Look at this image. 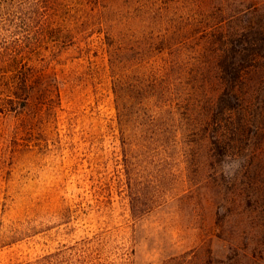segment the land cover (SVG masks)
<instances>
[{"label":"rangeland","instance_id":"374dc122","mask_svg":"<svg viewBox=\"0 0 264 264\" xmlns=\"http://www.w3.org/2000/svg\"><path fill=\"white\" fill-rule=\"evenodd\" d=\"M263 24L264 0H0V41L37 48L0 116V264H264Z\"/></svg>","mask_w":264,"mask_h":264},{"label":"trees","instance_id":"16d2710c","mask_svg":"<svg viewBox=\"0 0 264 264\" xmlns=\"http://www.w3.org/2000/svg\"><path fill=\"white\" fill-rule=\"evenodd\" d=\"M251 29L264 34V24L263 27L251 26ZM258 43H262L259 48L262 47L264 38H259ZM25 47L27 50L22 51L20 44L0 41V116L25 108L31 95L36 70L33 57L37 48L33 49V44Z\"/></svg>","mask_w":264,"mask_h":264}]
</instances>
